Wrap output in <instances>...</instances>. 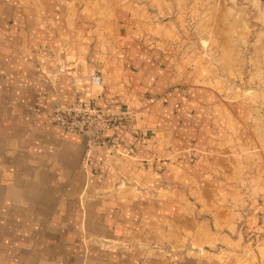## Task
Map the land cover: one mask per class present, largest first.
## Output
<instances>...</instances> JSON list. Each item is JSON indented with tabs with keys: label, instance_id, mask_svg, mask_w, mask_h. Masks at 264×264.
<instances>
[{
	"label": "crops",
	"instance_id": "crops-1",
	"mask_svg": "<svg viewBox=\"0 0 264 264\" xmlns=\"http://www.w3.org/2000/svg\"><path fill=\"white\" fill-rule=\"evenodd\" d=\"M160 13L0 0V264H264L260 74ZM76 100L133 117L91 145L45 117Z\"/></svg>",
	"mask_w": 264,
	"mask_h": 264
},
{
	"label": "rangeland",
	"instance_id": "rangeland-1",
	"mask_svg": "<svg viewBox=\"0 0 264 264\" xmlns=\"http://www.w3.org/2000/svg\"><path fill=\"white\" fill-rule=\"evenodd\" d=\"M131 1L146 5L154 12L160 10L158 17L163 22L172 19L179 38L191 51L205 52L207 58L210 56L213 60V43L219 45L216 47L217 56L220 54L222 58L234 49L243 60L241 68L245 74L237 83L238 87H241L240 83L247 85L252 73L260 74L254 90L255 94L264 92V0ZM220 68L224 72L223 67ZM239 93L245 94L246 89H240Z\"/></svg>",
	"mask_w": 264,
	"mask_h": 264
},
{
	"label": "built area",
	"instance_id": "built-area-1",
	"mask_svg": "<svg viewBox=\"0 0 264 264\" xmlns=\"http://www.w3.org/2000/svg\"><path fill=\"white\" fill-rule=\"evenodd\" d=\"M91 79L95 84L101 82L97 72L91 74ZM45 117L66 132L84 136L91 145H97L115 126H125L133 115L126 109H101L76 100L70 104L55 106L46 112Z\"/></svg>",
	"mask_w": 264,
	"mask_h": 264
}]
</instances>
